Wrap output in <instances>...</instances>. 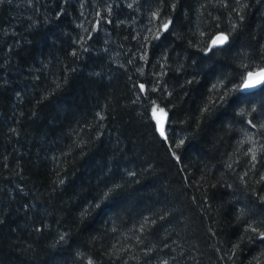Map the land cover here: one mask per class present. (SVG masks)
Listing matches in <instances>:
<instances>
[{
  "label": "trees",
  "instance_id": "1",
  "mask_svg": "<svg viewBox=\"0 0 264 264\" xmlns=\"http://www.w3.org/2000/svg\"><path fill=\"white\" fill-rule=\"evenodd\" d=\"M260 68L264 0H0V264H264Z\"/></svg>",
  "mask_w": 264,
  "mask_h": 264
},
{
  "label": "snow or ice",
  "instance_id": "2",
  "mask_svg": "<svg viewBox=\"0 0 264 264\" xmlns=\"http://www.w3.org/2000/svg\"><path fill=\"white\" fill-rule=\"evenodd\" d=\"M168 27H169L168 23H165L163 25L164 30H167ZM227 41H228V36L224 33H220L212 40V46L223 45ZM257 86H264V68H260L258 71L255 72H247V76L242 77V83L239 87L243 89H252ZM139 87L141 91H143L145 86L141 84ZM166 118H167V112L163 108H158V107L152 108V119L155 120L157 129L161 136H165L164 126H165ZM253 127H255V125H253ZM262 127H264V125H262ZM255 158H256L255 154L253 153L252 159L255 160ZM260 235L262 238H264V233H261Z\"/></svg>",
  "mask_w": 264,
  "mask_h": 264
},
{
  "label": "water",
  "instance_id": "3",
  "mask_svg": "<svg viewBox=\"0 0 264 264\" xmlns=\"http://www.w3.org/2000/svg\"><path fill=\"white\" fill-rule=\"evenodd\" d=\"M220 34V33H219ZM218 34H216L213 38H212V40L217 36ZM212 40H211V45H210V47H212V48H214V47H220V46H223V45H219V46H212ZM259 70V69H258ZM258 70H255V71H258ZM255 71H251V72H255ZM247 76V75H246ZM261 86H257V87H255V88H252V89H243L244 91H253V90H256V89H258V88H260Z\"/></svg>",
  "mask_w": 264,
  "mask_h": 264
},
{
  "label": "bare ground",
  "instance_id": "4",
  "mask_svg": "<svg viewBox=\"0 0 264 264\" xmlns=\"http://www.w3.org/2000/svg\"><path fill=\"white\" fill-rule=\"evenodd\" d=\"M219 34V33H218ZM212 40V39H211ZM210 45H211V42H210ZM221 47V46H220ZM212 48V47H211Z\"/></svg>",
  "mask_w": 264,
  "mask_h": 264
},
{
  "label": "rangeland",
  "instance_id": "5",
  "mask_svg": "<svg viewBox=\"0 0 264 264\" xmlns=\"http://www.w3.org/2000/svg\"><path fill=\"white\" fill-rule=\"evenodd\" d=\"M177 33H178V31H177Z\"/></svg>",
  "mask_w": 264,
  "mask_h": 264
}]
</instances>
